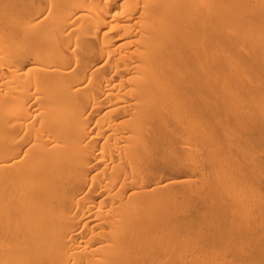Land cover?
I'll return each mask as SVG.
<instances>
[{
  "label": "bare ground",
  "instance_id": "bare-ground-1",
  "mask_svg": "<svg viewBox=\"0 0 264 264\" xmlns=\"http://www.w3.org/2000/svg\"><path fill=\"white\" fill-rule=\"evenodd\" d=\"M0 264H264V0H0Z\"/></svg>",
  "mask_w": 264,
  "mask_h": 264
}]
</instances>
